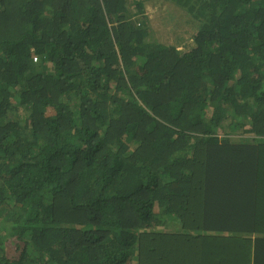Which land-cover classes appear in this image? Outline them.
I'll return each mask as SVG.
<instances>
[{
    "label": "trees",
    "instance_id": "obj_1",
    "mask_svg": "<svg viewBox=\"0 0 264 264\" xmlns=\"http://www.w3.org/2000/svg\"><path fill=\"white\" fill-rule=\"evenodd\" d=\"M149 1L0 0V264H264V0Z\"/></svg>",
    "mask_w": 264,
    "mask_h": 264
},
{
    "label": "rangeland",
    "instance_id": "obj_2",
    "mask_svg": "<svg viewBox=\"0 0 264 264\" xmlns=\"http://www.w3.org/2000/svg\"><path fill=\"white\" fill-rule=\"evenodd\" d=\"M146 14L151 21V26L156 32V38L159 43L173 42L174 44H180L179 41L175 40L172 33L177 32L181 29V15L177 9L171 4L165 3L163 0H153L144 3ZM35 63V62H34ZM211 114V113H210ZM225 128L227 126L224 123ZM224 128V129H225ZM220 139H224L227 136L223 131L218 133ZM233 143L239 142L236 135L228 136ZM245 138V137H244ZM248 138V137H246ZM136 264V261H133Z\"/></svg>",
    "mask_w": 264,
    "mask_h": 264
},
{
    "label": "clouds",
    "instance_id": "obj_3",
    "mask_svg": "<svg viewBox=\"0 0 264 264\" xmlns=\"http://www.w3.org/2000/svg\"><path fill=\"white\" fill-rule=\"evenodd\" d=\"M33 61L36 63L37 62V57H33Z\"/></svg>",
    "mask_w": 264,
    "mask_h": 264
}]
</instances>
